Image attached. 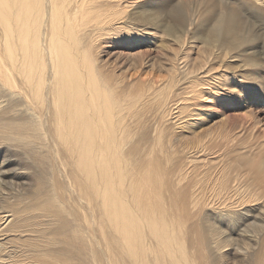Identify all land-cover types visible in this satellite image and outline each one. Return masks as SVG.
I'll return each mask as SVG.
<instances>
[{
    "label": "bare ground",
    "instance_id": "obj_1",
    "mask_svg": "<svg viewBox=\"0 0 264 264\" xmlns=\"http://www.w3.org/2000/svg\"><path fill=\"white\" fill-rule=\"evenodd\" d=\"M134 1L0 0V263L16 264L7 259L22 251L10 249L6 237L16 233L23 210H5V202L26 185L7 179L3 157L9 154L17 162L12 172L35 188L30 216L41 218L37 226L65 232L60 242H42L45 251L51 240L58 242L45 261L26 264H229L228 250L264 264V233L254 236L258 253L240 233L249 215H264L260 109L248 118L221 112L205 121L199 102L216 90L219 75L185 51L163 52L152 80L139 78L138 86L119 94L99 75L101 67H115L105 58L109 51L96 56L103 35L118 37L126 27L135 34L159 26L178 43L196 22L206 29L198 33L206 63L220 55L215 47L252 48L254 41L263 42L264 55V0L248 5L252 21L230 7L202 21L197 7L187 16L170 10L162 17L159 8L140 9ZM125 4L133 9L123 15V27L117 18ZM256 17L262 18L261 39L247 25ZM120 52L112 48L111 54ZM250 67L258 74L249 83L262 87L264 65ZM240 81L216 95L244 102L248 92ZM22 159L29 165L18 163Z\"/></svg>",
    "mask_w": 264,
    "mask_h": 264
},
{
    "label": "rangeland",
    "instance_id": "obj_2",
    "mask_svg": "<svg viewBox=\"0 0 264 264\" xmlns=\"http://www.w3.org/2000/svg\"><path fill=\"white\" fill-rule=\"evenodd\" d=\"M152 1L153 0H135L134 7H140V9L159 8L162 12V17H165L164 13L170 10L181 12L187 16L190 15L197 7L196 13L198 14L196 16H198L201 21L205 16H212L213 13H216L218 11H222L224 13L225 8L230 7L232 9L238 8L239 16L244 18L245 21L246 19H250L251 21L253 20L251 16L247 17V14L250 15L247 8L249 4H252V0H245L242 3H239L238 0H212V4L199 3L200 0H158L157 3H152ZM205 5L210 8L212 14H208ZM106 7L107 6L105 5L103 9H105ZM132 9L133 5L125 4L123 10L127 11L122 15L120 13L119 18H117V21L122 22L121 24L123 27L128 26V21L125 17H123V15H126L127 12L131 11ZM256 19V24L247 23V25H251V28H253L254 31L257 32V34L260 36L259 38L261 39L262 34L258 32H261L262 29L257 31V29L261 27L257 24H259L258 22L262 21V18L256 17ZM126 28L127 29L119 34L118 37H115L116 35H103L99 42L100 54H97L96 52V56L99 55V57L101 58L102 54H104L105 51H109L105 58H107L108 61L115 67L110 68L107 66H103L101 67V69H99V75L100 78L104 79L107 83L110 84L113 90L115 89L114 91L116 94L123 92V90L129 91L132 83L135 86H138L139 78H142L144 82L147 80H152L154 75L157 74L159 70L158 61L163 59V52L165 53V51L169 52L171 50L185 51L193 62H203L204 65H208V68H214L212 71L214 73H209L210 75H219V86L217 85L214 92H206L205 95L208 97L205 99V101L200 100L199 102L198 108H202L203 110L205 109V113L201 115L202 117H204L205 121H207L206 119H214L216 117L218 118V115L221 112L223 117L231 116L232 114L236 115L238 113L240 115H246V118H248L249 114L255 111V108H259L260 110L258 111L261 112V115H264V84L262 87H259L258 82L249 83L250 75H253V73L254 75L258 74L255 73L257 69H251L250 63L259 62L264 65V55L262 54L263 48L260 46L263 42L258 43L257 41H254L251 46H253V44L258 45L252 48H249L247 44L234 49L228 47H215L214 50L216 52H219L220 55L213 62L206 63L207 59L206 54L204 53L205 43L201 41L198 36V33L199 35H204L206 31L205 26L202 25V22H200L199 24L198 22H196L192 24L190 28L186 26L184 33L180 37V42L178 43H173L172 41L166 39L163 33V28L159 26L154 27L148 25L145 27V29L141 28V31L135 34H131L133 31H129L128 27ZM91 45L94 48V43H91ZM112 48H118L121 50V52L117 55L111 54ZM131 53H134L132 55L133 58L127 59V57ZM151 61L153 66H150ZM130 62H133L134 66L136 67L129 65ZM259 71V73L263 77L264 83V68L259 69ZM146 74V77L142 76ZM165 76L158 79H165ZM196 77L198 79H202L199 76ZM241 79V85L243 87L242 89L248 92V94H246L247 99H245L244 102L239 103L236 100L229 99V94L226 92H224L222 96L216 95L217 90L222 92V89H226V87L239 86L237 84H239V81ZM252 94H254L255 102L251 104ZM227 100H230V107L223 106V104ZM235 103L239 106L238 108L234 106ZM185 106L191 108L193 106V101H190V103H187ZM242 120L245 119L242 118ZM261 154H264V149L261 151ZM13 158L14 157L11 155L9 157V154L6 156L4 155L3 157V159H5V162L3 161L5 169H7V171H5L6 173L8 172L7 179L10 180V178L12 177L10 181H18V184H20L21 181L25 182L26 185H20V187L24 189L23 194L7 198V202H5V210H16L17 207H20L23 210L22 217L18 218V221L15 223L16 225H14L16 233H7L6 235L7 239H9L8 243L10 244V249L20 247L22 248V251L14 256H11L7 259V261H15L16 264H26L24 262L32 261H45L44 258L52 252V249H54L57 243L60 242V238L61 236H64L65 232L58 230L54 231L53 229L51 230V232H48L47 226L44 229H42V224L41 226H37L39 225L38 222L39 220H41V218L35 219L34 217L30 216L33 210L31 207L35 204V198L34 195L29 192L35 191V188L27 186V184H29L28 181L30 180L25 178L26 176H22L24 174H16L12 172L14 170V164L17 163L15 160H13ZM23 159V162L21 160H17L18 163L20 161V164L22 163L21 165L24 166L26 164L28 166V162L26 160L25 162ZM38 171L40 172V169H38ZM248 217H250L248 221L243 223L247 225L246 227L244 225L241 226V228H244V230L240 231V233L244 234L246 237L245 241H249V243L252 244V247L255 248L256 246L258 247V242L255 241L254 236L262 235L261 238L263 237L264 231H261V228L257 225L261 223L260 219L264 218V215H261L260 219H255L250 215ZM47 222L49 221L46 220V218H43L42 223ZM253 222H255V224H253ZM232 232L236 233L235 228ZM36 233H39L41 236L36 239L28 238V234L36 235ZM46 238H48V240L52 239L58 242L53 243V241L51 240L48 243L50 247L45 251L43 249H46L47 243L42 244V242H45ZM61 244L64 245L65 243ZM256 249L257 248H255V250ZM228 251L230 252L227 256V262L229 264H252V261L250 262L247 257H242L239 254H235L231 252V250ZM258 251L259 250L257 249L255 252L258 253ZM55 257L63 258L62 254L57 253H55ZM2 258L4 257L2 256ZM50 259L51 258L47 259V261H49ZM51 260H53V258Z\"/></svg>",
    "mask_w": 264,
    "mask_h": 264
}]
</instances>
